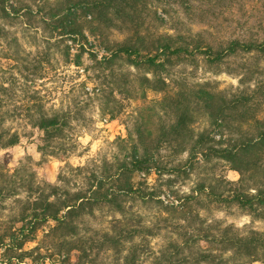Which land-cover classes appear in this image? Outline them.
I'll return each mask as SVG.
<instances>
[{
	"label": "rangeland",
	"instance_id": "374dc122",
	"mask_svg": "<svg viewBox=\"0 0 264 264\" xmlns=\"http://www.w3.org/2000/svg\"><path fill=\"white\" fill-rule=\"evenodd\" d=\"M22 1L27 6L22 12L28 9L32 17L30 21L19 17L11 26L18 44L0 42V82L7 78L11 89L6 106L12 117L7 118L5 126L21 135L18 144L0 149V187L4 188L0 194V235L19 226L15 218L28 204L23 201L29 186L44 194L51 193L53 186L69 192L86 190L113 173L117 162L128 160L138 130L147 139H161L162 144L153 150L152 167L131 177L134 186L146 194L145 199L122 202L123 213L104 204L86 207L73 219L74 235L63 229L50 232L54 222L48 221L36 232L35 239L23 245V256L13 258L12 264H110L112 252L101 243V236L106 232L126 236L130 230H136V235L130 241L122 240V252L135 245L137 264H208L196 260L197 253L207 245L220 252L217 243L205 241L208 225L213 235L218 234V223L231 224L242 234L264 232V217L236 204L216 203L206 191L213 187L226 194L231 189L252 186V181L245 175L239 184L240 173L223 160H203L200 154L193 158L187 150L179 151L172 140H186L190 135L170 132L177 117L172 103L175 95L189 97L190 89L199 83L233 91L239 86V67L243 64L250 74L241 85L252 89L264 82V56L230 58L220 69L201 61L192 64L177 60L167 72L155 76L122 60L107 68L99 63L104 48L99 39L86 29L87 42L77 35L52 33L43 21L47 16L44 4ZM189 5L188 11L179 3L169 5L174 20L182 22L178 28L192 36L206 30L204 36L215 41L231 33L254 30L260 17L264 18V0H190ZM167 26L154 30L174 34V29ZM107 33L114 42L130 36L128 30L110 29ZM35 61L41 66L38 73L24 69ZM156 78L166 83H157ZM37 104L46 113L57 112L66 120L62 133L51 140H44L42 132L27 121ZM190 110L193 117L187 127L194 134L206 130L219 137L201 110ZM76 244L85 246L86 253L78 252ZM3 253L0 250V264H7ZM223 256L227 264H264V259L232 257L230 252Z\"/></svg>",
	"mask_w": 264,
	"mask_h": 264
},
{
	"label": "trees",
	"instance_id": "16d2710c",
	"mask_svg": "<svg viewBox=\"0 0 264 264\" xmlns=\"http://www.w3.org/2000/svg\"><path fill=\"white\" fill-rule=\"evenodd\" d=\"M18 1L0 0V42L3 41L6 45L18 44L16 36L11 33L14 21L22 16L30 21L29 18L32 17L28 9L22 12V7L27 6L22 0ZM33 1L42 3L47 8V16L43 17V21L50 26L52 33L57 31L62 35H77L87 42L84 32L86 29L88 34L99 39L104 47L99 63L107 68L115 61L122 60L155 76L163 71L167 72L168 67L177 60H186L192 64L201 61L207 67L220 69V65L226 64L230 58L264 56L263 17H260L258 27L254 30L231 33L227 38L215 41L204 36L206 30L192 36L178 28L182 22L174 20L169 5L179 3L188 11L190 0ZM217 1L221 3L223 0ZM168 23L173 26H167ZM165 26L174 29V34L154 30ZM110 29L128 30L130 36L122 41H111L107 33ZM245 66L243 64L239 67V86L233 91L215 90L209 88L207 83H199L190 89L189 97H173L177 117L170 132L179 134L184 131L190 137L186 140L173 139L171 143L179 151L187 150L190 157L196 158L200 154L203 160L217 158L227 162L233 170L240 173L239 184L243 183L246 175L247 180L252 181V186L242 190L231 189L226 194L210 187L206 190L207 195L216 203L236 204L255 216L264 217V82L257 83L252 89L249 86L243 87L250 74L249 68ZM24 69L38 73L41 66L39 61H35L30 66H24ZM4 79L0 82V149L18 144L21 136L16 130L11 131L5 126L7 118L12 115L6 106L10 98V82L7 78ZM143 80L149 81V78L143 77ZM156 82L162 85L166 83L162 78H156ZM41 107L37 104L35 112L28 113L27 121L31 128L42 132L44 140H51L62 133L66 120L57 112L46 113ZM191 108L203 112L219 133L218 138L206 130L194 134L187 127V121L191 122L193 117ZM161 144V139H147L138 130L137 140L132 145L128 160L117 162L113 173H107L104 179L96 180L86 190L69 192L68 189L53 186L51 193L44 194L29 186L27 199L23 201L28 204L16 216L18 218H15L19 226L0 235V250L3 249V254L7 255V264H12L13 258L23 256V245L35 239L36 232L48 221L54 222L50 232L63 229L74 235L76 224L73 219L86 207L92 209L94 205L104 204L123 213L125 207L122 202L136 197L145 199L146 194L134 186L131 177L135 172H147L152 167L153 150H157ZM3 189L0 187V194ZM11 191L16 194V190ZM219 226L220 223L216 226L218 234L213 235L211 225H208L204 238L207 244L217 243L220 252L207 245L197 253V261L227 264V259L223 256L227 252L232 257H246L253 261L264 259V232L251 230L242 234L231 224ZM134 231L136 230L127 231L126 236L122 232H106L101 236V243L112 252L110 264H137L139 254L136 246L133 245L124 254L121 247L122 240L130 241L136 235ZM75 247L78 252L86 253L87 248L82 244H76Z\"/></svg>",
	"mask_w": 264,
	"mask_h": 264
}]
</instances>
